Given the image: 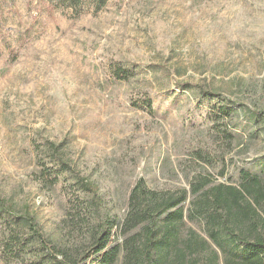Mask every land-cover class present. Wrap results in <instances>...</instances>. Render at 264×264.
I'll return each instance as SVG.
<instances>
[{
	"label": "rangeland",
	"instance_id": "rangeland-1",
	"mask_svg": "<svg viewBox=\"0 0 264 264\" xmlns=\"http://www.w3.org/2000/svg\"><path fill=\"white\" fill-rule=\"evenodd\" d=\"M195 86L235 102L230 115ZM61 161L118 222L139 178L174 192L197 176L238 185L245 170L264 184V0H0V195L75 255L85 238ZM181 228L206 237L186 216Z\"/></svg>",
	"mask_w": 264,
	"mask_h": 264
},
{
	"label": "trees",
	"instance_id": "trees-1",
	"mask_svg": "<svg viewBox=\"0 0 264 264\" xmlns=\"http://www.w3.org/2000/svg\"><path fill=\"white\" fill-rule=\"evenodd\" d=\"M49 7L77 9L82 0H47ZM96 7L107 0H94ZM132 67L119 65L118 78L129 77ZM209 100H217L220 112L230 115L235 105L221 94L195 86ZM148 104V102H147ZM231 104V105H230ZM55 178L74 176L76 194L68 212L70 224L84 236L83 247H56L29 214L28 207L0 195V258L14 264H85L91 257L102 264H264V184L245 170L238 185L215 183L208 176L195 177L189 189L158 191L139 178L131 188L121 222L107 213L99 187L77 173L65 161ZM188 206L185 208V204ZM203 223L201 236L188 229L182 236L184 217ZM121 237L113 242L116 235ZM220 253V255H219Z\"/></svg>",
	"mask_w": 264,
	"mask_h": 264
}]
</instances>
